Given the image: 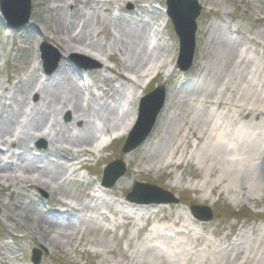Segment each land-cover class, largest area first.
<instances>
[{
	"label": "rangeland",
	"instance_id": "rangeland-1",
	"mask_svg": "<svg viewBox=\"0 0 264 264\" xmlns=\"http://www.w3.org/2000/svg\"><path fill=\"white\" fill-rule=\"evenodd\" d=\"M198 2L202 9L196 50L186 73L177 66L179 39L172 22L165 21V0H90L88 5L31 0L30 19L19 29L7 26L0 13V113L9 118L14 114L17 131L6 140L15 141L22 134L36 136L0 150V160L10 166L0 177V264H34V250L41 252L40 264H169L176 257L181 264H264V184L255 188L239 181L237 175L226 174L224 166L208 154L207 137L204 143L197 141L182 121L170 149L155 152L162 119L175 114V109L189 117L187 123L197 133L207 121L210 125L225 121L230 133L237 122L238 133L244 135H257L255 128H264V0ZM56 20L72 25V35L86 45H100L114 58L102 57L99 62L67 52L38 28L42 25L47 31ZM144 29L145 41L140 45L137 37ZM219 38H232L237 47L229 76L215 84L211 103L204 109L199 90L212 82L199 70L204 62L213 63L210 56L218 49ZM43 44L54 49L62 66L50 75L44 73L40 61ZM205 46L209 54L203 57ZM135 72L147 77L139 80ZM233 72H239L244 81L242 94L224 90L234 79ZM15 77L22 84L29 79L35 89L27 105L16 103ZM69 81L79 88L81 112L75 114L66 105L58 117L60 126H54L50 135L46 118L38 131L31 132L45 105L36 92L47 93L52 84ZM158 87H164L166 99L156 124L140 146L125 154L140 100ZM249 90L255 98L245 103L246 112L257 110L258 118L249 113L242 120L238 106ZM218 100H224L227 107L217 108ZM196 114L199 118L192 119ZM108 115L112 122L120 121L121 128L133 125L128 132L120 128L113 132ZM78 117L94 127V144L74 143L82 126ZM241 144L234 143L235 149ZM78 158L80 166L75 165ZM116 161L123 162L125 172L111 188L103 187L105 170ZM170 162L171 167L161 168ZM31 167L32 173L22 172ZM249 167L258 178L264 175V142L253 165L239 166L243 173ZM42 168L61 170L57 182L39 176L37 170ZM6 175L12 178L5 180ZM46 182L47 187L43 186ZM136 183L160 187L178 202L138 208L145 205L127 200ZM128 205H134L129 217L123 215ZM195 206L210 208L212 220L195 219L190 213ZM48 222L68 226L70 238L44 237ZM180 253L184 254L177 256Z\"/></svg>",
	"mask_w": 264,
	"mask_h": 264
},
{
	"label": "bare ground",
	"instance_id": "bare-ground-1",
	"mask_svg": "<svg viewBox=\"0 0 264 264\" xmlns=\"http://www.w3.org/2000/svg\"><path fill=\"white\" fill-rule=\"evenodd\" d=\"M90 0H73L74 4L80 5V3H83L85 5L89 4ZM78 9L76 8L75 10V15L78 17L79 13L77 11ZM74 15V13H73ZM165 21L168 22V18L165 16ZM41 32L45 33L46 36L52 37L53 41L59 42L63 45L65 50L67 52L73 53V52H79L80 54L86 55L88 57H91L99 62H101L102 57H107V59H112L114 56L112 54H106V50L101 47L100 45H95V44H89L86 45V43L80 39L78 36L72 35V25L64 26L58 20L52 23L51 27L49 30L45 31L42 27V25H39L38 27ZM39 33V31L37 30ZM145 29L143 30L142 34L138 35V40L140 41V45L144 43L145 41V36H144ZM110 36V33H109ZM108 37V36H107ZM218 44L219 47L215 51V53L212 52V55L210 56V60L213 63H211L208 66V63H203L200 70L204 73L207 74V76L211 79L212 86H208L206 89L199 90V93H202L201 96H199V101H201L204 104V109L207 108L206 105L210 104L211 101H209L210 98H212L213 90L215 84L220 81L221 79L224 80L223 77H227L228 72L230 71V65L231 61L233 58V51L234 49L236 50V45L237 41L230 38V39H223L219 38L218 39ZM216 42V44H217ZM78 46H83L86 47L87 50H81L79 49ZM209 54V51L207 50L206 46L203 48V57L207 56ZM64 65V64H63ZM67 66V65H65ZM164 65H161L159 68H162ZM61 63L58 68H61ZM158 68V69H159ZM28 73V71L26 72ZM30 74V73H29ZM135 75L137 79H142L146 76H141L142 74L138 75L136 72L132 73ZM234 75V79L230 81V83L227 84L225 87V92H234L236 91L237 94H242L245 90V85L244 81L242 80L241 74L239 72H233L231 78ZM119 77L121 79L126 80L127 82L133 81L130 77L128 79H125L123 75L119 74ZM25 84H22L23 81L20 80L19 78L15 77L13 79L16 80L15 83V89L17 90L16 96H18L17 104H22L24 102L25 105H27L28 100L30 95L35 91L34 87L32 86V83L29 79L25 78ZM222 80V81H223ZM246 83V82H245ZM55 84V85H54ZM51 85L50 89L48 92L44 93L43 91L36 92V95L40 97V100L42 103L44 102L45 105L42 108V111L40 113V122H38L36 125H34L31 129V132H36L40 129L42 121L44 118H46V125L51 124V131H53L54 126L59 124L58 117L59 115L63 114V109L66 105L69 107H73V110L71 112L78 114V112H81V106H80V92L79 88L74 84V82L69 81L66 84H61V83H54ZM235 87V89H234ZM136 88H139V84L136 85ZM198 92V91H197ZM255 92L252 90H249L247 92L248 96H243L242 95V102L238 106V114L241 119H246L249 113H252L254 115V118H258V111L257 110H251L250 112H246L247 105L245 104L246 102L248 103H253V99ZM25 98V99H24ZM173 104V103H172ZM171 104V107L174 105L176 107L177 103H174L173 105ZM180 104V102H179ZM227 103L222 100V101H217L216 107L217 108H222L225 109L227 107ZM10 106H8L9 108ZM199 112V111H198ZM197 112V113H198ZM4 113H0V150L1 147L5 146L8 150L12 148L13 146L20 145L23 141L26 139L33 140L35 139L36 136H26L25 134L18 135L15 139V141L12 140H6V137H15L16 135V126L14 124V118L13 115H11V118L9 117H4ZM185 115L182 114H177V111L175 109V114L172 112L169 116L164 117L162 119V136L159 140V144L156 148V153L159 151L165 152L170 149V145H173L174 138L178 135L180 128H179V123L182 121V123L188 127L189 131H191V137L195 138L197 141H200L204 143V141L207 140L210 143H206L208 147V154L210 157L215 159L218 164H220L223 168L224 166V172L228 174L229 176L232 175H237V178L239 181H245L248 184H250L252 187L257 188L258 185L264 184V175L261 177L255 176L254 173H252V169L249 167V171L243 173L244 170L242 168H239V166H242L245 164H254L258 160V153L259 150L263 146L264 142V134L262 131H264V128L261 129V127L257 126L255 128V132L258 133L257 135L254 134H249V135H244L243 132L238 133L241 131L239 130L237 126V122L235 123V129L233 132H229L227 130L228 124L225 123V121L221 122H216L214 121L213 124L210 125V123L207 121V123H204V126L201 128V130H198V133L193 127H191L188 123V116L184 118ZM79 118V117H78ZM78 122L82 123L81 130L77 133V137L74 138V143H76L77 146H89L91 144H94L97 139L94 136L95 131L94 127L90 125L89 122H86L81 120L80 118L78 119ZM107 122H109L112 126L110 128L111 131L115 132L116 129L120 128L125 130L126 128H121L120 126V121H117V119H114V122L110 120V115L106 116ZM194 118H199V114L194 115L192 119ZM76 121V120H75ZM112 122V123H111ZM133 124H130L128 128L124 132H128L129 129L131 128ZM164 127V128H163ZM115 129V130H114ZM109 130V129H108ZM119 130V129H118ZM108 132V131H107ZM261 132V133H260ZM237 136V140H235ZM29 137V138H28ZM25 138V139H24ZM213 138L214 140H212ZM211 140V141H210ZM252 140H254V144L251 143ZM242 144L240 146L236 145V149L234 147V143H240ZM73 143V144H74ZM232 145V146H231ZM69 151V149H67ZM231 150L230 154H228V151ZM177 151L180 153V151L177 149ZM63 151L60 152L61 156H63ZM86 154H92V151L85 150L84 151ZM228 154V155H227ZM177 155V154H176ZM182 157H184L182 155ZM77 162L75 165H81L82 162L80 159H76ZM72 165H74L72 163ZM172 163H167L166 165L162 166L161 168H168L171 167ZM10 166L8 164H3V162L0 160V177L1 175L5 174ZM82 167V166H81ZM248 167V166H247ZM25 171H22L26 174L32 173L34 169L32 167L27 170L23 169ZM37 173L39 176L43 178H48L51 183L57 182L61 175V170L54 169V170H49L48 168H42V170H37ZM5 180H8L9 177L12 178L9 175L4 176ZM48 183H44L43 186L47 187ZM131 208H130V207ZM160 207H164V205H159ZM132 207L134 205H128L126 207L127 212H125V216H130V211L132 210ZM146 208L147 206H138V208ZM130 208V209H129ZM145 210H141V213H144ZM193 221V219H192ZM191 220L189 222H192ZM57 235L59 238H62L63 240L69 239V233H68V226L62 227L60 225L54 224L52 222L47 223V228L44 233V237H52L51 235ZM156 237V236H155ZM186 252V250H185ZM184 253H180L177 256H182ZM169 264H181L180 260L178 257L173 258L170 260Z\"/></svg>",
	"mask_w": 264,
	"mask_h": 264
},
{
	"label": "water",
	"instance_id": "water-1",
	"mask_svg": "<svg viewBox=\"0 0 264 264\" xmlns=\"http://www.w3.org/2000/svg\"><path fill=\"white\" fill-rule=\"evenodd\" d=\"M166 3L168 16L172 20L175 33L180 41L178 66L182 72H186L193 63L196 49L197 18L200 16L202 8L198 0H166ZM0 12L8 26L14 29L22 28L30 19L31 0H0ZM41 53L45 73L50 75L58 67L60 58L58 56L55 58L54 49L48 44L42 45ZM165 97L166 91L161 87L142 99L137 125L130 133L123 149L125 154L140 146L151 133L164 106ZM124 172L123 162L116 161L110 164L104 173L103 186L111 188L123 176ZM127 199L141 205L178 202L173 194L146 183H136ZM192 212L204 222L212 220V211L207 207L195 206L192 207ZM32 259L34 264H40L41 252L34 250Z\"/></svg>",
	"mask_w": 264,
	"mask_h": 264
}]
</instances>
